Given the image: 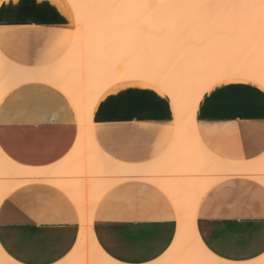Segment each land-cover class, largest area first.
Masks as SVG:
<instances>
[{"label": "crops", "instance_id": "crops-1", "mask_svg": "<svg viewBox=\"0 0 264 264\" xmlns=\"http://www.w3.org/2000/svg\"><path fill=\"white\" fill-rule=\"evenodd\" d=\"M75 15L68 0H0V51L25 66L53 64L69 51L75 40ZM238 20H244L245 25L241 23L244 32L236 31L237 37L228 36L225 43L216 47L197 45L187 50L191 54L185 52L184 62V57H180L179 60L186 64L184 67L192 66L194 71L213 67L208 74H197L201 79L200 85H196L197 90L210 84L208 79L202 81V76H216L214 71L219 63V67L222 68L223 63L226 68L224 61L236 59L237 66L245 54L243 49L251 45L253 48L256 36L260 39L255 43V50L247 52L248 59L244 58L246 61L252 59L254 63L258 59V67L263 62L264 17ZM196 21L201 22L200 19ZM199 25L195 28L198 29L195 35L202 33V24ZM226 50L232 52L226 53ZM202 57L205 61L200 60ZM217 57L226 59L213 66ZM188 59L200 61L202 65L210 63L212 67H201L200 62L196 67L187 62ZM246 61L243 59V66L251 62ZM231 63L229 67L235 65ZM162 64L163 61L152 68L153 64L146 63V79L137 78L113 85L101 95L92 116L93 135L112 158L147 168L155 163L154 167H149L152 172L146 168L148 174L146 171H141L143 174L138 172L139 175L134 172L128 176L136 173L135 177L113 184L95 207V239L110 258L121 264H185L187 257L186 250H180L176 245L180 225L177 207L183 206L186 200L177 202L174 199V203L158 181L156 184L148 179L152 175L153 179L177 174L186 177L185 174L171 173L172 166L164 164L162 157L172 149L178 121L171 94L165 89L166 83L176 78V81L181 80L176 85V81L172 82L177 91V87L185 86L188 76L185 80L176 76L178 72L183 75L182 65L175 64L176 69H173L171 64ZM166 65H170V72L167 69L164 75L165 69L159 71L161 68L158 67L165 68ZM243 66L237 72L227 70V73H220L227 74V79L205 92L197 109L196 131L203 144L215 155L227 161L258 163L264 159V75L261 78L244 69L241 73ZM79 129V113L73 100L49 82L20 83L0 102V146L18 163L47 167L60 162L75 147ZM258 174L262 172L228 173L213 183L199 202L197 233L205 246L221 259L244 263L264 255V183L254 178ZM114 176L117 174L108 177ZM81 229V212L73 197L57 184L43 179L16 186L0 203V245L13 260L22 264H82V257H73ZM193 264H196L195 258Z\"/></svg>", "mask_w": 264, "mask_h": 264}, {"label": "bare ground", "instance_id": "bare-ground-1", "mask_svg": "<svg viewBox=\"0 0 264 264\" xmlns=\"http://www.w3.org/2000/svg\"><path fill=\"white\" fill-rule=\"evenodd\" d=\"M68 1L72 5L73 10L76 14L75 16H76V26H77L76 37L69 51H67V53L59 61L41 67H31V66H25L15 63L0 51V102L2 98L8 92H10L13 87L23 82L41 80L54 84L70 96V98L73 100L77 108V111L79 113V124H80L78 140L73 150L63 160L47 167H35V166H29L18 163L15 160H13L11 157H9L0 146V203L3 200V198L13 188L29 181L36 179H43L57 184L73 197V199L79 206L81 212V217H82L81 236L77 248L75 249V252L73 254V257L76 259L77 257H82L84 259V262L82 264H121L110 258L98 245L95 236L93 234V214L99 199L109 187H111L115 183L131 178L133 175H135L138 172L146 171L147 166L143 167L142 165L131 164L116 160L112 158L110 155H108L105 151H103V149L99 146L93 135L92 116L101 95L109 88H111L113 85L115 84L118 85L128 80H136L137 78L146 79L145 69L147 68L145 64L147 62L139 63V61H141L139 60L138 65L137 63L135 64L134 62H132L131 63L132 67L130 66L129 68L130 71H127L126 69V67H128L129 64L128 61L131 62V60L137 59L135 58V56L132 57L134 53H132V55L128 54L129 57L128 55H126V53H130L132 52V50L133 51L137 50L136 49L137 47L135 46L139 45L138 41H140V39L143 37L145 33L144 30L143 31H140V29L137 30L136 28L137 26L134 25L135 22L137 21L135 17L138 18V15L141 16L144 13L146 15L144 14L142 16L146 17L148 16V14L150 15L153 14L154 12L161 13L164 11H168V13L171 11L176 14L178 13L188 14L187 18L188 20L191 21L192 20L196 21L199 19L201 21L207 19L209 20L212 19L214 21L220 15L226 17L225 19H227V17H229L230 19L232 16L237 17L239 19H243V17H251V16L264 17V0H68ZM116 3H117V7L116 9H114ZM225 3L227 5L229 4V6L227 8L226 7L222 8L221 5H224ZM175 5H189V6L187 7L182 6V8L178 10L177 8H175ZM114 10H117V14L113 12ZM110 11L111 13L113 12V15H110ZM118 14H120L119 16H121L122 18L124 16H127L128 18V15L129 16L131 15L132 17L135 18V22L133 18L132 19L133 23L132 22L130 23V21L129 24L128 21L127 24H124V22L120 23L119 22L120 20H118L119 16L117 18V21H115L114 17ZM161 14L163 15V13ZM161 14H156V15H161ZM168 15H164V16H167L168 18ZM154 16H152V20L154 19L153 18ZM161 16H159L160 17L159 19L163 18ZM171 19L173 20V18ZM149 20L150 18L148 19V21ZM245 21L246 23L248 22V20ZM258 24L261 23H259L258 21ZM187 27L189 30L190 26ZM187 27H185V29ZM258 27L259 26L257 25V28ZM133 29H135L136 32ZM141 32H142V36L139 35L141 34ZM242 32L244 31L242 30ZM126 36L129 38H127ZM137 37L139 39H137ZM145 37L146 35H144V38ZM116 39L117 40L119 39L120 41L119 40L117 41ZM259 39L257 36L256 39L254 38V41L251 39L253 41V48H256L255 43H258L257 41H259ZM116 45H118L117 48ZM140 45H141V41H140ZM121 46L122 48H120ZM260 47L261 46H259V51H260ZM248 48L250 50H255L252 48V45ZM235 51L234 53L236 54ZM120 52L122 56L120 55ZM212 52L213 51H211V53ZM229 52H232V50L231 51L226 50V53ZM187 53L191 54V52L188 51ZM209 53L207 54L210 55ZM226 53L224 52V55ZM201 54L204 55L203 53ZM251 54H253V52H251ZM224 55L222 57H224ZM187 56L191 58L190 57L191 55H187ZM246 56L247 55L244 54L243 57L242 56L240 57H242L244 61H246L244 58ZM205 57H207L206 59L210 58L208 56ZM222 57L220 58L217 57L218 60L215 59L216 62H213L214 63L213 66L215 65L217 66L218 64L217 62H221V61L223 62V60L226 59L225 57V59L221 60ZM185 58L186 57L183 58L184 60L182 59L181 60L184 62ZM202 58L200 59L201 61L204 60V58L203 59ZM242 58H240V63H238L237 66H236L237 63L236 59H234V61H229L227 59L229 63L232 62L231 64H233L234 62L235 65L233 66L231 65L232 67H229V63L227 61H224L225 67L227 66L226 68H224L223 63L221 64L222 68L219 67L220 66L219 63L217 70H215L216 67L214 69L215 71L213 70L214 75L216 76L212 75L209 78H206L209 75H205L206 77L203 75L202 77L204 78L201 77L202 81L204 79H208L207 82L210 84H208L206 87L201 86L202 88L198 90L196 89V85L197 84L198 86L200 85L201 79H199L200 76L197 74H200L201 72L202 74L204 73L208 74V71H210V69L213 68L212 65L210 66V63L208 65V63L206 64V62L204 63L205 65H202V62L199 61L201 63L200 64L201 67L207 66L208 68L210 66L212 68L210 69L208 68L206 70V68L204 67V70L203 68H200L202 69V71H200L199 69L197 71H194V68H192V66H189L187 68L186 66L184 67L183 64L185 63H182L181 60H179L181 63L179 61L177 62L175 61V64H178V66L182 65L181 69H183L185 73V74L183 73L182 75V73L178 72L177 74L178 70H176V74H177L176 76L180 75L179 78L182 79V77H184L183 78L184 80L188 76L187 77L188 79L186 78L187 80L184 84L185 86H182L183 85L182 83L181 85L182 87L176 88L177 91L174 90L175 87L172 85V82L176 81L177 78L176 80L168 81L169 83H166L165 89L171 94L172 101L176 107L178 121H177V133L172 143V149L166 152L162 158L164 164L171 165L173 171H177L174 172L175 174L176 173L185 174L186 177H182L181 175L180 177H178L177 174L176 175L177 177L154 176L157 179L156 178L153 179L152 178L153 175H152L149 176V178L148 176H146V179L147 178L149 180L152 179V181L154 180L156 184L159 183L158 185L161 186V188H163L167 192V194L172 198L174 203L175 200L177 202H180L183 199L186 200L183 206L181 207L178 206L179 208L176 206L177 212H179V217H180V225H179L176 245L179 247L178 249L181 250L184 248L186 250L187 257L185 260V264H193L194 258L196 259V264H264V255L259 259L244 263L227 261L219 258L205 246L199 234L197 233V226H196L197 208L202 196L211 187L213 183L224 178L226 174L236 173V172L248 173L253 171H261L262 174H258V176L254 178L264 183V159L258 163L255 162L241 163L236 161H227L215 155L209 149H207V147L201 141L198 132L196 131V122H197L196 114L200 100L202 99L203 95L217 82L227 79V74L224 73V75H221L220 73L223 72L227 73V70L228 72H230L231 70H233V72L234 71L237 72L238 69L240 71V67L243 66V64L245 63L243 62ZM256 58L257 57L254 58L255 62H256ZM194 60H193L194 63L191 62V60L189 61V59L187 60V62L188 61L191 62L190 64L196 67L200 66L198 65L199 62L197 63ZM249 60L251 61L250 62L251 64L247 63V61ZM249 60L246 61L249 67H247L246 66L247 64H245L247 68L243 66L241 68L242 70L241 73L244 72L243 69L246 71L251 70L247 73L251 74L254 72L253 75L255 76L258 75L262 78V76L264 75V71H263L264 67H262V63L264 62V60H262L261 58L263 62L261 63V65H259V67L257 66L259 64L257 63L258 59L256 63H254L252 59ZM164 62L166 63V61ZM178 62L180 63V65ZM207 62L209 61L207 60ZM241 62H243L242 65L238 67L239 64H241ZM173 63L174 62L170 63L171 67L173 69H176L174 67L175 64ZM255 64L257 67L255 66ZM153 66L154 65H152V68ZM169 66L167 67L166 65L167 68L166 67L163 68L159 66L158 68H161L159 69V71L165 69L162 72L164 74V72H167ZM111 67H114L116 71L113 72L114 69ZM148 67L150 68V66ZM156 68L154 67V70L157 71ZM123 69L126 70L123 71ZM222 69L223 71H221ZM168 70L170 72V69ZM174 71H172V73H174ZM213 71L209 72V74L212 73ZM218 73L220 75H218ZM255 73H257V75ZM188 74L190 75L192 74V75L190 76ZM194 75H196L195 78ZM161 76H159V78ZM196 77L198 79H196ZM177 82L179 83L182 81L181 80L176 81L175 85L177 84ZM153 165L155 166V163ZM153 165L151 166L150 164L151 167H154ZM150 166H148V168ZM152 169L154 170L155 168ZM148 170L151 171L150 168ZM99 172H105V174H98ZM134 172L136 173L133 174L131 177L128 176L129 174ZM147 172L148 171H146V173ZM114 173L117 174V177H115L116 175L114 177H108L114 175ZM157 173L159 174V172ZM139 174L140 173H138V175ZM40 175H42L43 177H39ZM56 175H59L61 177H55ZM88 175L89 177H82ZM164 175L162 174V176ZM139 177L140 176H138V178ZM141 177L145 178L144 176ZM156 181H158V183ZM0 264H22V263L13 260L0 245Z\"/></svg>", "mask_w": 264, "mask_h": 264}, {"label": "rangeland", "instance_id": "rangeland-1", "mask_svg": "<svg viewBox=\"0 0 264 264\" xmlns=\"http://www.w3.org/2000/svg\"><path fill=\"white\" fill-rule=\"evenodd\" d=\"M182 6L183 7H187L189 5H175V8H177L179 10L180 8H182ZM228 6H229V4L227 5L226 3L224 5H221L222 8H225V7L227 8ZM116 7H117V3L115 4L114 9H116ZM141 7H143V6H141ZM113 12H115V14H117V10H114ZM113 12L111 13V11H110V15H113ZM170 12L169 13H168V11L161 12V13H163V15L161 13H158V12H154V13L152 12L153 14H150V15L148 14V16H150V17H148V16H146V17L144 16L143 17L142 15H144L145 14L144 13L141 16L138 15V18L135 17L136 20H137L136 22H135V18L132 17L131 15L130 16L128 15L129 19L127 18V16H124L126 18H124V17L122 18L121 16H119L120 14H118V15H116L114 17V20L117 21V18L119 16V18H118V20H120L119 22L120 23L124 22V24H127V21H128V24H129V21H130V23L131 22L133 23L132 19L134 18V22H135L134 25L137 26L136 27L137 30H139V29H140V31L144 30V32L147 33V34L144 33V35H146L145 38H144V35L141 38L142 32H141V34H139V35H141L140 36L141 45H140V41H138L139 45L137 44L138 46H135V47H137L136 48L137 50L136 51L134 50L135 52L132 50V52L126 53V55H128V54L132 55V53H134L135 55L133 54L132 57L135 56V58H137V59L133 58L134 60H131V62L128 61L129 64H128V67H126L127 71H130L129 68H130L132 62H134L135 64L137 63V65H138V61L139 60H141V61H139V63L147 62V63L153 64V65H158V64L162 63V61H163V63H164V61H166V64L168 65V64L174 62L175 60L179 61L180 57H183L182 55H184L187 50H191L192 48H195V46H197V45L200 46V47H204V46H207V45H209V46L210 45H214V47L220 46L223 43H225V40H226V38L228 36L229 37H232V36L235 37L236 34H237L236 31L244 30L240 26V23H243V20L239 21L238 18L236 19V17H233V16L230 19H229V17H227V19H229V20H227V19L223 18V16L220 15L214 21L213 20H206V21L203 20L201 22L198 21L199 22L198 23L195 20H192V21L188 20V18H187L188 14H185V13L176 14V13H173V12H171V14H170ZM156 14H161L162 16L161 15H156ZM164 15H168V18H167V16H164ZM170 15H172V16H170ZM139 16L141 17V19H140ZM152 16H154L153 18L155 20L154 19L152 20ZM159 16H161L163 18L159 19L160 18ZM176 16H177V18H176ZM219 17H222V18L219 19ZM145 18H147V19H145ZM149 18H150V20L148 21ZM171 18H173V20ZM231 19H232V21H231ZM144 20H146V21H144ZM200 23L202 24L201 25L202 33L198 32V35H195V33H194L195 30L194 29L196 27L199 28L200 27V25H199ZM244 24H245V22H244ZM186 25L190 26L189 30H188V27ZM138 26H139V28H138ZM185 27H187V28L185 29ZM191 28H192V30H191ZM133 30H135V29H133ZM226 30L230 31L231 33L233 32V34H228ZM135 32H136V30H135ZM129 34H130V32H129ZM137 34H136V36H137ZM133 36H134V34H133ZM127 38H129V37H127ZM137 39H139V38L137 37ZM113 40H115V39H113ZM124 40H125V38H124ZM143 43H144V45H143ZM111 44H113V43H111ZM117 46L118 45H116V48H117ZM122 46H123V44H122ZM122 46L120 48H122ZM249 51H250L249 48H247V49L245 48L244 49V53L245 54H247V52H249ZM120 55H121V52H120ZM129 55H128V57H129ZM125 57H123V58H125ZM135 60H136V62H135ZM111 68L114 69L113 72L116 71V69H115L116 66H115V68L114 67H111ZM126 69H123V71L126 70ZM145 71H146V69H145ZM171 172H177V171H173L172 170ZM98 174H105V172H99Z\"/></svg>", "mask_w": 264, "mask_h": 264}]
</instances>
